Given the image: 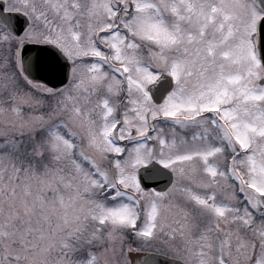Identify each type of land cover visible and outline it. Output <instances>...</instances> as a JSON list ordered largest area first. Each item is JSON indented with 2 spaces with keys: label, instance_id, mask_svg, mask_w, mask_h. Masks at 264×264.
I'll list each match as a JSON object with an SVG mask.
<instances>
[{
  "label": "snow or ice",
  "instance_id": "obj_1",
  "mask_svg": "<svg viewBox=\"0 0 264 264\" xmlns=\"http://www.w3.org/2000/svg\"><path fill=\"white\" fill-rule=\"evenodd\" d=\"M0 264H264V0H0Z\"/></svg>",
  "mask_w": 264,
  "mask_h": 264
}]
</instances>
